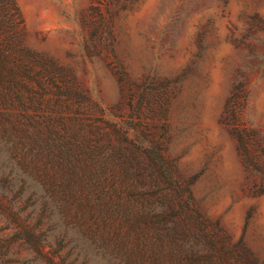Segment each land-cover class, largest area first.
I'll return each mask as SVG.
<instances>
[{"label":"rangeland","instance_id":"374dc122","mask_svg":"<svg viewBox=\"0 0 264 264\" xmlns=\"http://www.w3.org/2000/svg\"><path fill=\"white\" fill-rule=\"evenodd\" d=\"M0 9H19L26 47L53 60L54 81L74 78L67 88L96 101L104 130L115 123L160 145L194 202L220 219L225 239L150 232V259L264 264V0H0ZM37 68L15 102L35 119Z\"/></svg>","mask_w":264,"mask_h":264},{"label":"trees","instance_id":"16d2710c","mask_svg":"<svg viewBox=\"0 0 264 264\" xmlns=\"http://www.w3.org/2000/svg\"><path fill=\"white\" fill-rule=\"evenodd\" d=\"M21 18L0 9V264H157L145 251L152 231L225 239L160 145L115 123L104 130L96 101L67 88L74 78L54 81L53 60L24 44ZM35 64L37 119L15 103ZM48 83L61 89L49 94Z\"/></svg>","mask_w":264,"mask_h":264}]
</instances>
